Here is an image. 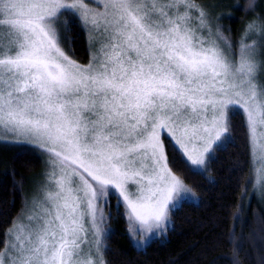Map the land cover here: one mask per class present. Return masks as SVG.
<instances>
[{
    "label": "snow or ice",
    "instance_id": "1",
    "mask_svg": "<svg viewBox=\"0 0 264 264\" xmlns=\"http://www.w3.org/2000/svg\"><path fill=\"white\" fill-rule=\"evenodd\" d=\"M103 9L0 0V138L33 141L53 165L46 207L9 230L0 264H97L86 222L98 236V201L114 193L141 229L160 228L189 191L169 167L165 141L187 165H204L227 132L229 106L245 115L264 188V85L255 41L245 42L255 23L234 53L194 0H104ZM65 15L98 35L87 65L61 47Z\"/></svg>",
    "mask_w": 264,
    "mask_h": 264
},
{
    "label": "trees",
    "instance_id": "2",
    "mask_svg": "<svg viewBox=\"0 0 264 264\" xmlns=\"http://www.w3.org/2000/svg\"><path fill=\"white\" fill-rule=\"evenodd\" d=\"M263 1L227 0L218 28L233 47ZM62 19L68 21L63 41L67 52L86 62L89 42L83 27L71 15ZM165 145L171 169L194 198L170 209L165 232L139 248L128 234L117 195L108 196L106 204L101 202L105 263L264 264V196L253 190L254 167L243 112L237 108L229 112L225 139L208 156L204 171L187 165L167 140ZM41 151L30 143L0 140V251L25 206L29 183L42 167Z\"/></svg>",
    "mask_w": 264,
    "mask_h": 264
},
{
    "label": "rangeland",
    "instance_id": "3",
    "mask_svg": "<svg viewBox=\"0 0 264 264\" xmlns=\"http://www.w3.org/2000/svg\"><path fill=\"white\" fill-rule=\"evenodd\" d=\"M86 2L88 3V6L93 11L102 12L104 10L103 9L104 0H86ZM194 2L199 6H203V8L206 10V12L210 14V24L213 28V32L215 33V29L218 28L219 21L222 17L221 15L223 13V9L227 5V0H194ZM253 19H252L253 22L250 21L249 24L255 23V25L257 27L254 30H249V35L247 36L245 42L249 43V44H253V42L255 41V44H254V47L256 49L255 59H256L257 63L259 64V67L257 69V82L261 85H264V39L261 38V29H260V26L264 25V1L260 4V8L258 9L257 15ZM249 24H246V26L243 30V33L241 35V38L245 35L247 26ZM83 29L85 31L87 41L89 42V57H88V60L86 62H79L72 55H70L67 52L63 41L61 43V47H63L64 50L70 55V57L73 60H75L78 64L87 65L90 62V60L92 59V57L97 54V49L100 48V42H99L98 35L95 32L86 31L84 27H83ZM61 32H62V36H64L65 32H63V29H61ZM240 42H241V39H239L237 46L233 47L234 53L238 50V46H239ZM221 45H222V42H221ZM234 108H237V107L229 106L225 110L226 127H227V123H228L229 112ZM237 109H239V108H237ZM226 133L222 136L221 141L218 142L217 145L220 144L225 139ZM0 140L9 141V142H25V143H30V144L36 146V144L33 141H31L27 138H24V137H20V138L8 137V138H0ZM217 145H215V146H217ZM215 146H214V148H215ZM41 152L43 154L42 167L40 168V171L37 173V175L34 178H32L31 182L29 183V186L27 188L25 206L22 210V213L15 219V221L13 222L11 227L8 229V231H7V242L9 241L11 236L14 234V233L9 232L10 229H14L15 226H27L29 223L27 217L30 215H36V214L41 213L43 211V209L46 207V196H47L48 191L50 190V186L52 185L51 174L53 172V165L51 164V161H50L48 154L43 152V151H41ZM208 156L206 157L204 165H202V166H191V167L197 171H204L206 168ZM252 161H253V158H252ZM259 166L260 165L257 162L255 167H259ZM169 167H170V165H169ZM253 167H254V164H253ZM185 185L189 189V191L181 192L179 194V196L177 197L176 201L174 202V206L170 205L169 211L173 207L177 206L182 200H185V199L188 200V199L194 198L193 192L190 189V187L186 183H185ZM127 187L129 189V191H131V192H135V190H136V186L131 184V183L129 185H127ZM253 188H254L253 190L256 191V193L259 195V197L264 196V188H261L260 184L257 182V177H256L254 170H253ZM119 199L122 200V197H120ZM102 200L98 201L99 207H101V202H102V204L104 202ZM121 204L125 210L126 219L128 221V228H127L128 234L131 238L132 243L136 247H139V248L144 247L145 244L150 239H152L154 237H159L165 232L166 226L168 224L169 211H168L167 220L165 221V223L160 228H153L151 231H145V230L141 229V227L139 226V224L137 222H135L134 220H130L128 218L126 206L123 203H121ZM100 215H101V213L98 212L97 223L100 227V232H99L98 236L93 234L91 224L86 222V227H88V229H89L88 247L92 248L93 259H96L97 264H99L100 259H102L104 264H106L104 256H103V251H102L103 229H102V221L99 218ZM87 220H88V218H86V221ZM97 239H99V241H100L98 253L96 252V245L94 243L95 240H97ZM3 250H4V248L1 251H3Z\"/></svg>",
    "mask_w": 264,
    "mask_h": 264
}]
</instances>
